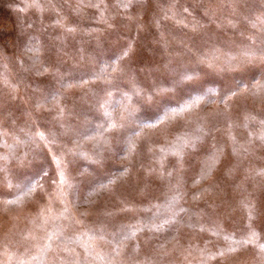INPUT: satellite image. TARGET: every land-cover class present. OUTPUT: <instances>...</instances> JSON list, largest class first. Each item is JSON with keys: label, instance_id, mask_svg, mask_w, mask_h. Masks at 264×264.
<instances>
[{"label": "rangeland", "instance_id": "1", "mask_svg": "<svg viewBox=\"0 0 264 264\" xmlns=\"http://www.w3.org/2000/svg\"><path fill=\"white\" fill-rule=\"evenodd\" d=\"M262 56L264 0H0V264H264Z\"/></svg>", "mask_w": 264, "mask_h": 264}, {"label": "snow or ice", "instance_id": "2", "mask_svg": "<svg viewBox=\"0 0 264 264\" xmlns=\"http://www.w3.org/2000/svg\"><path fill=\"white\" fill-rule=\"evenodd\" d=\"M130 2H132V0H130ZM185 11H187V9H185ZM261 59H264V56H262ZM149 123H151V122H149ZM169 175H171V173H169ZM230 251H235V249H230Z\"/></svg>", "mask_w": 264, "mask_h": 264}]
</instances>
